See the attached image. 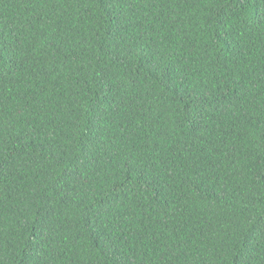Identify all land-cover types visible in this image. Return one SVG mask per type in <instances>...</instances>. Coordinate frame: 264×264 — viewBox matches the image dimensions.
I'll list each match as a JSON object with an SVG mask.
<instances>
[{
  "label": "trees",
  "instance_id": "trees-1",
  "mask_svg": "<svg viewBox=\"0 0 264 264\" xmlns=\"http://www.w3.org/2000/svg\"><path fill=\"white\" fill-rule=\"evenodd\" d=\"M0 264H264V0H0Z\"/></svg>",
  "mask_w": 264,
  "mask_h": 264
}]
</instances>
